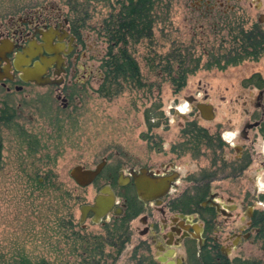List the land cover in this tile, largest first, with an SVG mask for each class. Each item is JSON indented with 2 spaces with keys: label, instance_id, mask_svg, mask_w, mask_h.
I'll use <instances>...</instances> for the list:
<instances>
[{
  "label": "rangeland",
  "instance_id": "rangeland-1",
  "mask_svg": "<svg viewBox=\"0 0 264 264\" xmlns=\"http://www.w3.org/2000/svg\"><path fill=\"white\" fill-rule=\"evenodd\" d=\"M121 1L0 0V21L42 5L57 7L81 23L72 78L80 84L76 86L79 93L71 99L76 102V116L63 120L57 130L41 118L36 120L33 132L38 142L30 150L9 131L4 132L0 264L20 256L31 263L43 258L55 264H132L130 257L141 252L137 233L121 247L119 240L112 245L103 242L100 252L95 250L94 242L103 238L108 221L94 222L87 214L81 219L79 206L91 202L97 182L79 186L69 176V169L75 164L93 167L102 158L107 167L113 163L121 168L142 163L156 167L174 157L169 147L184 138L181 129L188 127L187 121L210 130L220 122V132H239L260 115L258 90L243 79L254 71L264 77V50L257 60L220 66L227 50L238 45L234 36L239 26L249 29L257 15L264 13V0H232L229 3L235 6L230 13L206 10L191 0H152L150 34L126 46L136 60L139 83L122 80L121 90L107 98L96 91L102 76L99 62L108 40L103 27L105 21L115 19ZM240 19L243 25L238 24ZM183 71L184 84L174 90L171 76ZM44 91L35 87L36 98L45 94L41 100H57L52 91ZM16 96L22 97V93ZM199 104L210 106V117L201 115ZM247 134L246 145L254 160L241 176V188L256 193V177L264 184V136L256 128ZM180 158L187 161L179 165L186 172L205 166L208 155L191 159L184 151ZM259 244L256 239L244 240V252L264 258Z\"/></svg>",
  "mask_w": 264,
  "mask_h": 264
},
{
  "label": "flooded vegetation",
  "instance_id": "flooded-vegetation-1",
  "mask_svg": "<svg viewBox=\"0 0 264 264\" xmlns=\"http://www.w3.org/2000/svg\"><path fill=\"white\" fill-rule=\"evenodd\" d=\"M191 1L206 10L229 13L235 6L229 3L232 0ZM258 16L245 31L237 25L238 33H248V42L261 47L257 59L264 50V22ZM79 39L71 19L54 6L29 7L7 22L0 21V157L5 131L28 148L38 142L33 132L36 120L41 118L57 130L63 120L76 116V102L71 99L80 90L76 87L80 84L72 80ZM252 73L264 79L258 71ZM249 85L258 90L261 112L239 132H220V122L210 130L190 120L186 123L194 129H181L184 138L169 147L174 157L156 167L146 163L127 169L119 163L107 167L101 159L91 182H97L94 196L105 188L113 201L99 221L111 224L123 218V245L137 233L141 252L130 257L132 264H264L263 257L244 252L243 245L244 240L256 239L264 248V184L256 177V193L241 188V176L254 160L246 145L247 131L256 128L264 136L259 129L264 121V88ZM35 87L52 91L57 100H41L45 94L36 98ZM200 109L207 113V106ZM184 151L191 159L208 155L207 163L182 172L179 165L187 162L180 158Z\"/></svg>",
  "mask_w": 264,
  "mask_h": 264
},
{
  "label": "trees",
  "instance_id": "trees-1",
  "mask_svg": "<svg viewBox=\"0 0 264 264\" xmlns=\"http://www.w3.org/2000/svg\"><path fill=\"white\" fill-rule=\"evenodd\" d=\"M152 0H122L121 10L117 13V16L112 21L104 22V31L107 36V47L103 56L100 58L99 68L102 76L101 80L96 88L99 95L104 97H111L116 94L122 88V80L131 81L133 83H139V69L134 57L127 51L126 46L129 43L136 42L138 38L145 37L150 34L151 29V16ZM73 30L78 33V28L81 27L78 18L71 19ZM250 36L248 33L239 32L234 36V43L238 44L235 47H231L223 56V67L227 64H237L244 59H257V55L261 52V47H256L248 41ZM243 41L246 45L240 44ZM112 47H116L115 50ZM185 72L179 73L177 77L171 76L174 84V90L178 89L184 84ZM245 84H254L259 88H264V79H262L257 73H252L250 76L243 79ZM264 102V95H263ZM146 115V120H148ZM150 123V122H149ZM151 124V123H150ZM188 127L185 129H194V126L187 123ZM260 131L264 133V121L259 127ZM123 218L116 220L111 224H105L104 236L100 240L95 241L94 246L96 251L101 250L103 242L108 244L113 241H119V247L122 246L124 238V225ZM119 239V237H121ZM97 252V253H99ZM9 264H55L46 261L43 258L31 263L23 256H20L18 260H14ZM92 264H100L99 261L92 262Z\"/></svg>",
  "mask_w": 264,
  "mask_h": 264
},
{
  "label": "water",
  "instance_id": "water-1",
  "mask_svg": "<svg viewBox=\"0 0 264 264\" xmlns=\"http://www.w3.org/2000/svg\"><path fill=\"white\" fill-rule=\"evenodd\" d=\"M258 21L264 22V14H259ZM35 81L37 83H44V82H40L38 80H35ZM200 105H204V104L198 105V109L200 110L201 115L203 117H206V118L210 117L211 116L210 106L204 105V106H207V113L203 114L201 112ZM180 106L182 108L184 107V105H180ZM255 123H257V122L255 121L253 124H255ZM102 163H103V161L100 160L93 167H85L81 164H75L69 169L68 174L77 185L86 186L89 183H91L92 180L94 179V177L98 174V172L102 166ZM112 201H113V197L111 195V191H109L108 189H105V188L101 189L100 193H97L92 198V202L84 203V204H81L79 206V210L81 213V219L85 216L87 211H90L92 213L91 220L94 222L99 221L101 216L104 215L108 211V209L110 208Z\"/></svg>",
  "mask_w": 264,
  "mask_h": 264
}]
</instances>
